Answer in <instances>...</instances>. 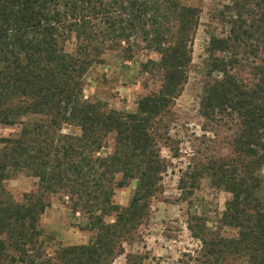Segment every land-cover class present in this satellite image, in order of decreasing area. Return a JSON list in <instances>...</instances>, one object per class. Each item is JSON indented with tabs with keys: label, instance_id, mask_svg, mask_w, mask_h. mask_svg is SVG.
<instances>
[{
	"label": "trees",
	"instance_id": "1",
	"mask_svg": "<svg viewBox=\"0 0 264 264\" xmlns=\"http://www.w3.org/2000/svg\"><path fill=\"white\" fill-rule=\"evenodd\" d=\"M246 2L234 4L228 35L212 37V50L236 53L241 47L256 58L264 53V0ZM198 15L197 7L181 0H0V124L21 126L0 137V188L19 173L37 179L36 189L21 201L0 198L2 264H34L27 246L42 235L40 218L53 194L66 196L71 209L87 214L88 228L98 230L88 244L60 250L68 263L99 264L130 233L148 198L160 190L164 164L150 121L186 80ZM137 49L160 55L142 67L158 71L162 81L158 91L139 99L138 112L83 99L85 73L106 51L121 50L129 58ZM254 69L252 86L225 73L208 85L203 100L205 108L229 109L240 117L236 147L252 157L253 169L264 165V60ZM65 125L80 133H64ZM109 136L110 151L101 153ZM251 164L247 176L237 177L236 169L214 174V182L232 194L223 223L239 229L237 236L203 241L215 263L240 255L250 264H264V198L254 195L261 177ZM132 179L137 185L129 203H115L116 188ZM112 213L115 220L105 222Z\"/></svg>",
	"mask_w": 264,
	"mask_h": 264
},
{
	"label": "rangeland",
	"instance_id": "2",
	"mask_svg": "<svg viewBox=\"0 0 264 264\" xmlns=\"http://www.w3.org/2000/svg\"><path fill=\"white\" fill-rule=\"evenodd\" d=\"M245 1L251 6L250 0H181L184 5L199 9L198 25L181 91L150 121V133L164 164L160 190L148 198L143 216L130 233L120 237L112 254H104L99 264H201L205 259L207 264H250L247 257L240 255H230L215 263L203 242L219 235H238V228L223 223L222 213L232 194L214 182V174L222 169H236L237 177L247 176L244 171L252 160L236 147L242 129L237 113L204 107L208 85L225 73L250 86L257 81L254 66L262 64L264 53L256 58L241 47L236 53L232 48L227 51L210 48L212 37L228 35L229 14L237 13L234 4ZM72 43L68 42L65 48L70 50ZM216 57L225 60L224 66ZM159 58L157 52L148 49H137L129 58L121 50L106 51L101 63L93 64L85 73L83 99L122 113L138 112L139 99L158 91L162 83L158 71H147L142 66L149 59ZM234 58L236 62H232ZM20 128L19 124H0V137L14 135ZM62 131L80 133L72 125H65ZM108 143L109 147L101 153L110 151L111 136ZM251 169L261 177V186L253 189L254 195L264 198V165L253 169L251 164ZM249 182L252 181L248 178ZM136 185L137 180L132 179L128 186L116 188L114 202L126 206ZM36 187V178L19 173L2 182L0 198L21 201L25 193ZM48 200L49 206L40 218L42 235L27 249L34 254V264H70L59 257L60 250L69 245L88 244L98 230L88 228L87 214L71 209L66 196L53 194ZM115 218L112 213L104 221L113 222Z\"/></svg>",
	"mask_w": 264,
	"mask_h": 264
}]
</instances>
